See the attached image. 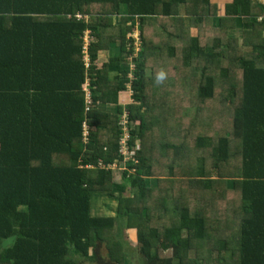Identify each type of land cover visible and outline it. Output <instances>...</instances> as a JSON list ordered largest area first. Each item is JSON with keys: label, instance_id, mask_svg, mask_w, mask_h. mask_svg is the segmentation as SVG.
<instances>
[{"label": "trees", "instance_id": "obj_1", "mask_svg": "<svg viewBox=\"0 0 264 264\" xmlns=\"http://www.w3.org/2000/svg\"><path fill=\"white\" fill-rule=\"evenodd\" d=\"M130 230L139 264H264V0H0V264H132Z\"/></svg>", "mask_w": 264, "mask_h": 264}, {"label": "rangeland", "instance_id": "obj_2", "mask_svg": "<svg viewBox=\"0 0 264 264\" xmlns=\"http://www.w3.org/2000/svg\"><path fill=\"white\" fill-rule=\"evenodd\" d=\"M136 32L137 31H135L134 33H136ZM230 32L236 37H241V29H239V28L231 29ZM136 50H138L137 47H136ZM108 59H109V56L107 55V53H105L103 51L100 52L97 56V66H99V67L102 66L105 62H107ZM127 59H129V56L127 57ZM123 98L124 97H121L120 101L123 102ZM124 99L127 100V96ZM124 106H126V104ZM101 108L112 109L113 105L112 104H106L104 107H101ZM122 167L123 166H119V168H122ZM121 171H122V169H115V172L117 174V175L115 174V176L119 177ZM156 176H164V177H166V178H164L165 180H167V178H168L167 175H165V174L164 175H158L157 174ZM151 178H153V177H151ZM226 180H227L226 181V187H227V184L230 187V185L232 183V179H226ZM152 185H154V184H151L149 186H152ZM154 197H155V195H154ZM93 202L95 203V206H97V208L94 209V212H97V213H111V208H110L111 205L113 206L112 210H114L116 208V201H110L109 199H106L103 197L97 198L96 200L94 199ZM108 205L110 207H108ZM113 212L114 211H112V213ZM221 230H227L229 232V230L226 228V226H222ZM126 240L128 242V248L130 249V254H129V251H127V255L130 257L129 258L130 261L132 262V264H139V262H138V260H139V244H138V240H137V233H135L134 230H130L126 235ZM158 252H159L160 256H167L168 257V256L172 255V250L169 248L166 249L165 251L158 250ZM100 253H102L101 254L102 256H105L104 249H101ZM193 256H194L193 254H188L187 259H185L184 263L188 264V262L192 259Z\"/></svg>", "mask_w": 264, "mask_h": 264}, {"label": "built area", "instance_id": "obj_3", "mask_svg": "<svg viewBox=\"0 0 264 264\" xmlns=\"http://www.w3.org/2000/svg\"><path fill=\"white\" fill-rule=\"evenodd\" d=\"M136 36V35H135ZM87 38L88 36L85 35V44H84V57L87 60V54H86V46H87ZM85 89L88 91L89 88L85 87ZM91 100H87V102L90 104ZM127 113L125 112L123 114V117L121 118L120 124H121V130L123 131L120 139H119V157L116 158L112 163H110L109 165H107V168L110 169H122L124 170L128 164L130 163V161L135 162L136 161V150L139 147L138 142L135 143V146L133 148H130L128 145V141H129V135H128V128L126 125L127 122ZM98 166L101 168H106V166L102 163V162H98ZM119 166H123L122 168H119Z\"/></svg>", "mask_w": 264, "mask_h": 264}, {"label": "crops", "instance_id": "obj_4", "mask_svg": "<svg viewBox=\"0 0 264 264\" xmlns=\"http://www.w3.org/2000/svg\"><path fill=\"white\" fill-rule=\"evenodd\" d=\"M126 96H127V100L124 99ZM129 96H130L129 93H128V94L124 93V94L121 95V97H124V98H123V102L120 101L122 105H125V104H127V103L129 102V98H130ZM121 97H120V98H121ZM103 109H104V108H102V110H103ZM108 109H110V108H108ZM104 110H105V109H104Z\"/></svg>", "mask_w": 264, "mask_h": 264}, {"label": "clouds", "instance_id": "obj_5", "mask_svg": "<svg viewBox=\"0 0 264 264\" xmlns=\"http://www.w3.org/2000/svg\"><path fill=\"white\" fill-rule=\"evenodd\" d=\"M136 35V36H135ZM133 36L135 37V38H137V32L136 33H133ZM163 78V74H161V76L159 77V79H162ZM129 94L131 95V93L129 92ZM131 97V96H130ZM130 100H131V98H129ZM129 100V101H130ZM90 102H92V100L90 101ZM126 109V108H125ZM127 110V109H126ZM123 117V115L121 116V118ZM127 118V117H126ZM121 121V120H120ZM120 127H121V124H120ZM81 167V166H80ZM112 170H115V169H112Z\"/></svg>", "mask_w": 264, "mask_h": 264}, {"label": "flooded vegetation", "instance_id": "obj_6", "mask_svg": "<svg viewBox=\"0 0 264 264\" xmlns=\"http://www.w3.org/2000/svg\"><path fill=\"white\" fill-rule=\"evenodd\" d=\"M109 164H110V163H109ZM109 164H108V165H109ZM104 165H105V164H104ZM80 166H81V165H80ZM105 166H106V165H105ZM87 167H93V165L89 164V165H87ZM97 167H99V166H98V163H97ZM100 168H101V167H100ZM106 168H107V166H106Z\"/></svg>", "mask_w": 264, "mask_h": 264}]
</instances>
